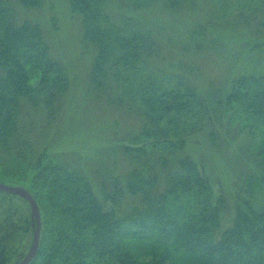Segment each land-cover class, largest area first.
Masks as SVG:
<instances>
[{
  "label": "trees",
  "instance_id": "1",
  "mask_svg": "<svg viewBox=\"0 0 264 264\" xmlns=\"http://www.w3.org/2000/svg\"><path fill=\"white\" fill-rule=\"evenodd\" d=\"M105 1L69 0L72 11L82 16L84 45L97 48L96 88L109 78L139 79L148 46L145 34L124 32L112 21ZM41 2L0 0V159L12 170L4 169L0 181L24 186L39 206L40 242L29 264H264V204L244 198L225 225V195L216 193L192 158L171 160L185 148L186 135L206 121L209 109L184 81L162 86L140 78L137 86L127 84V96L142 107L144 121L133 138L137 145L123 148L130 168L106 192L110 208L83 173L37 149L24 104L43 106L54 121L58 99L68 87L39 22L20 16V6L37 8ZM226 102L244 113L258 152L259 174L250 173L246 187L262 190L264 74L238 77ZM125 198L129 206L122 208ZM33 229L29 202L0 189V264L24 258Z\"/></svg>",
  "mask_w": 264,
  "mask_h": 264
},
{
  "label": "rangeland",
  "instance_id": "2",
  "mask_svg": "<svg viewBox=\"0 0 264 264\" xmlns=\"http://www.w3.org/2000/svg\"><path fill=\"white\" fill-rule=\"evenodd\" d=\"M176 1H105L112 21L124 32L145 34L148 46L140 59L139 79L130 83L109 78L99 88L92 83L97 48L84 45L82 16L72 11L69 0H42L37 8L20 6L22 18L41 25L50 55L68 79L54 121H49L43 106L27 103L24 120L37 149H46L83 173L110 208L106 192L130 168L123 148L137 145L133 138L144 121L142 107L127 96V84L137 86L140 78L162 86L184 81L206 99L209 109L206 121L186 135L185 148L174 152L171 160L176 163L187 156L199 164L216 193L225 195L227 225L244 198L255 206L264 204V189L246 187V177L259 174L260 166L245 115L226 102L238 77L264 74V0ZM4 169L12 172L0 159V178ZM127 201L122 200V208L129 206Z\"/></svg>",
  "mask_w": 264,
  "mask_h": 264
},
{
  "label": "water",
  "instance_id": "3",
  "mask_svg": "<svg viewBox=\"0 0 264 264\" xmlns=\"http://www.w3.org/2000/svg\"><path fill=\"white\" fill-rule=\"evenodd\" d=\"M0 189L8 193L20 195L23 198H25L30 204L33 219H34L33 241H32V244L28 252L24 256V258L20 260L19 262H17V264H29L34 258V256L36 255L38 247H39V242H40L41 216H40L39 206L34 196L24 186L12 185V184H8L3 181H0Z\"/></svg>",
  "mask_w": 264,
  "mask_h": 264
}]
</instances>
